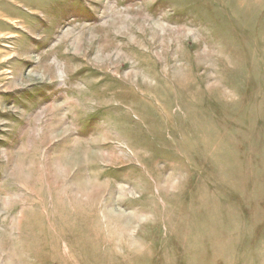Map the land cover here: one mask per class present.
Here are the masks:
<instances>
[{
    "label": "rangeland",
    "instance_id": "1",
    "mask_svg": "<svg viewBox=\"0 0 264 264\" xmlns=\"http://www.w3.org/2000/svg\"><path fill=\"white\" fill-rule=\"evenodd\" d=\"M0 264H264V0H0Z\"/></svg>",
    "mask_w": 264,
    "mask_h": 264
}]
</instances>
